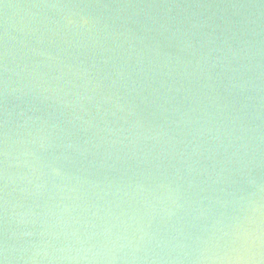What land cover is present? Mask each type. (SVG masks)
<instances>
[{"label":"water","instance_id":"95a60500","mask_svg":"<svg viewBox=\"0 0 264 264\" xmlns=\"http://www.w3.org/2000/svg\"><path fill=\"white\" fill-rule=\"evenodd\" d=\"M0 264H264V0H0Z\"/></svg>","mask_w":264,"mask_h":264}]
</instances>
